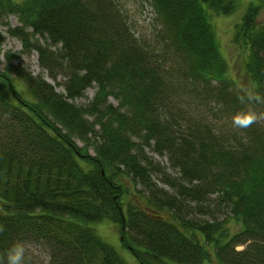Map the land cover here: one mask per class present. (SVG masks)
Returning a JSON list of instances; mask_svg holds the SVG:
<instances>
[{
    "label": "trees",
    "instance_id": "obj_1",
    "mask_svg": "<svg viewBox=\"0 0 264 264\" xmlns=\"http://www.w3.org/2000/svg\"><path fill=\"white\" fill-rule=\"evenodd\" d=\"M148 1L150 39L136 37L115 0H0V18L21 22L8 33L37 51L51 79H67L60 94L6 54L0 264H12L11 255L17 264H40L32 244L48 249L49 264H127L91 227L105 221L120 227L140 264H264V24L250 8L239 26L236 42L249 51L251 88H243L229 76L212 23L214 13L234 10L232 2ZM12 74L29 105L15 94ZM94 87L89 106L74 104ZM75 137L93 138L95 157ZM148 149L166 156L180 178H165ZM159 174L175 194L158 185ZM129 181L142 187L140 206L126 202ZM209 201L240 231L213 211L210 221L197 218Z\"/></svg>",
    "mask_w": 264,
    "mask_h": 264
},
{
    "label": "rangeland",
    "instance_id": "obj_2",
    "mask_svg": "<svg viewBox=\"0 0 264 264\" xmlns=\"http://www.w3.org/2000/svg\"><path fill=\"white\" fill-rule=\"evenodd\" d=\"M233 3L234 10L228 14L218 15L214 13L212 15V23L214 24L217 32V37L221 45V50L224 54L225 59L229 64V76L231 79L235 80L237 84L243 88H251L249 77L246 71L249 51L244 43H237L236 36L240 30L239 26L243 23L245 17L250 8L257 9L256 23L264 24V0H228ZM115 2L120 5L123 10L124 16L128 20L132 27V31L135 33L136 37L150 39L153 35L155 29V15L153 13L152 7L148 0H115ZM21 26V22L17 15H9L6 18H0V36L3 37V41L0 43V74L10 77L5 74L9 65H11L12 59H7L6 54L10 53L13 55L15 65H19L26 69L29 73L34 76H43L45 80L52 84L55 90L60 94H65V83L67 79L60 77L57 80L51 79L47 72L42 70L39 65V55L37 51L33 50L31 52H26L23 48L22 42L11 36L8 31L11 28H17ZM239 28V29H238ZM38 38V37H37ZM41 43L44 41L40 40ZM11 77L15 80V88H13L15 94L19 100L23 101L26 105L32 102L28 91L25 89L22 81L12 74ZM97 93V88L88 89L83 96L74 100V104L78 107H87L93 101L95 94ZM110 102L118 106L117 102L113 97ZM93 121V119H90ZM61 126V125H60ZM62 127V126H61ZM98 129V128H97ZM74 142L81 149H87L88 146L93 142V138L89 142H84L79 138L75 137ZM90 143V144H89ZM92 145V146H91ZM88 149V153L91 157H95V146L91 144ZM147 153L154 158L156 163L165 171L167 179L174 181L178 180L180 176L176 172L169 162V159L164 156H159L153 153L150 149ZM164 176L162 174L155 175L154 179L157 181L160 187L165 188L170 194H175L176 192L167 184H165ZM126 188L128 189L129 195L125 198L126 202H130L134 205L140 206L143 200V194H141L142 187H133L127 182ZM145 195L147 193L145 192ZM214 199V197H212ZM210 205L207 207V214L200 215L198 212L195 214L197 218L209 220L211 216L209 212L213 211L216 214V218L219 222H226L225 226L233 233L240 231V225L234 219L229 217V214L225 209L220 212L217 211V206L215 202L209 201ZM206 208V207H205ZM211 209V210H210ZM189 211H195V204H189L187 207ZM198 211V210H197ZM218 212V213H217ZM165 218L171 219L169 213H163ZM96 230L98 235L105 240L108 244L113 246L121 257L127 262V264H140L135 258L131 250L126 248L121 241L120 227L115 225L111 221H105L103 223L94 224L91 226ZM29 252L33 255L37 263L49 264L50 255L48 249L42 244H32L29 246ZM244 247H239L238 250H243Z\"/></svg>",
    "mask_w": 264,
    "mask_h": 264
},
{
    "label": "clouds",
    "instance_id": "obj_3",
    "mask_svg": "<svg viewBox=\"0 0 264 264\" xmlns=\"http://www.w3.org/2000/svg\"><path fill=\"white\" fill-rule=\"evenodd\" d=\"M10 259L12 260V264H17L19 256L18 255H11Z\"/></svg>",
    "mask_w": 264,
    "mask_h": 264
}]
</instances>
